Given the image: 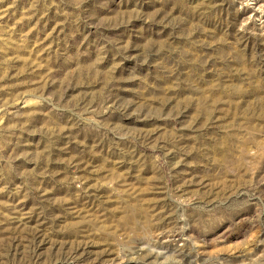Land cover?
I'll return each instance as SVG.
<instances>
[{
    "label": "rangeland",
    "instance_id": "374dc122",
    "mask_svg": "<svg viewBox=\"0 0 264 264\" xmlns=\"http://www.w3.org/2000/svg\"><path fill=\"white\" fill-rule=\"evenodd\" d=\"M0 264H264V0H0Z\"/></svg>",
    "mask_w": 264,
    "mask_h": 264
}]
</instances>
